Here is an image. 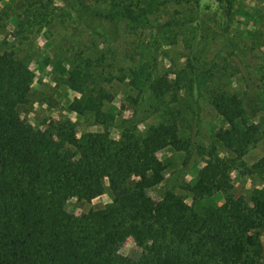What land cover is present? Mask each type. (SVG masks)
Wrapping results in <instances>:
<instances>
[{
    "label": "trees",
    "instance_id": "1",
    "mask_svg": "<svg viewBox=\"0 0 264 264\" xmlns=\"http://www.w3.org/2000/svg\"><path fill=\"white\" fill-rule=\"evenodd\" d=\"M155 2L111 0L106 17L145 28L159 10ZM220 43L229 49L226 38ZM261 59L257 71L264 73V53ZM29 60L0 39V264H264V187L249 200L235 198L231 176L234 170L264 175V158L251 166L244 160L264 140L263 77L242 74L243 90L209 88L208 102L226 127L210 146L199 147L185 128V112L168 101L182 90L194 96L195 85H182L177 75L174 84L168 75L149 78L157 108L169 114L144 134L129 124L118 140L106 131L78 136L68 118L35 128L21 118L35 79ZM59 66L79 93L68 110L108 122L103 99L109 95L92 66ZM169 147L207 158L183 187L190 204L170 189L155 203L149 196L166 179L158 153ZM106 192L112 201L104 208L79 216L66 210L71 199L91 202ZM219 193L223 204L210 202ZM129 239L141 250L138 259L121 253Z\"/></svg>",
    "mask_w": 264,
    "mask_h": 264
},
{
    "label": "rangeland",
    "instance_id": "2",
    "mask_svg": "<svg viewBox=\"0 0 264 264\" xmlns=\"http://www.w3.org/2000/svg\"><path fill=\"white\" fill-rule=\"evenodd\" d=\"M110 1L0 0V39L30 59L35 75L30 103L21 118L35 128L68 118L76 124L78 136L106 131L118 140L129 124L144 134L169 114L166 108H157L149 78L168 75L174 84L177 75L183 76L182 85H195L194 96L177 91L176 101L168 98L170 107L185 112V128L195 135L197 146H210L213 134L226 124L208 102L209 88L219 83L243 90L242 74L264 78V73L257 71L263 65L264 0H156L159 10L149 16L151 24L136 30L123 20L106 17ZM171 21L173 28L162 30ZM222 37L229 49L220 43ZM60 63L67 68L92 66L109 95L103 99V110L112 116L108 122L68 110L79 93L70 88ZM191 65L199 82L192 81ZM130 83L136 84L134 89ZM219 152L224 154L222 149ZM158 158L166 166V179L149 192L152 202L170 189L190 204L191 196L183 187L196 180L207 158L196 151L191 154L170 147L161 150ZM262 158L264 140L244 160L251 166ZM231 176L235 198L249 200L253 189L264 187V175L234 170ZM111 201L109 192L91 202L71 199L66 210L79 216ZM210 202L223 204V194H216ZM121 253L138 259L141 250L129 239Z\"/></svg>",
    "mask_w": 264,
    "mask_h": 264
}]
</instances>
